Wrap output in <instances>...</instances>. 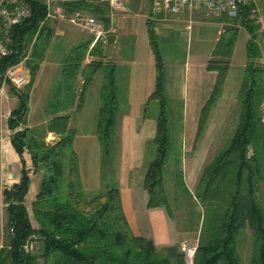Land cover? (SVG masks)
<instances>
[{"label": "trees", "instance_id": "1", "mask_svg": "<svg viewBox=\"0 0 264 264\" xmlns=\"http://www.w3.org/2000/svg\"><path fill=\"white\" fill-rule=\"evenodd\" d=\"M30 3L32 14L14 28V52L2 60L1 68L4 72L29 54L26 63L31 79L24 88L14 89L17 104L8 118L11 142L23 168L20 181L3 188L6 220L0 264H187L186 252H176L174 247L162 252L152 238L133 231L118 186H108L91 197L86 194L74 148L77 131L71 126V119L82 109L88 87L102 72L96 132L102 155L112 152L120 100L118 67L113 56L104 53L106 39L94 45V37L85 39L69 49L44 108L50 117L44 123L29 126L31 88L41 62L55 45V30L47 18L46 5L41 0ZM262 6L264 11V0ZM67 7L94 12L110 32L108 2L76 0ZM255 7L250 2L242 5L236 16L220 15L219 20L225 24L207 62V69L216 71L217 78L200 112L195 146L223 94L239 26L248 30V60L237 95L238 119L231 137L204 165L194 191L176 158L175 177L180 193L191 201V206L200 203L203 207L198 225L190 229L199 232L193 264H241L239 243L246 230L251 242L250 264H264V205L259 197L260 188H264V65L258 40L261 23L254 16ZM147 25L156 58V87L149 100H158L160 111L152 140L154 156L148 162L143 186L148 193L147 206L164 207L170 215L171 201L165 183L172 151L166 66L155 26L150 20ZM87 55L95 58L85 63ZM80 77L83 83L79 89ZM50 132L57 137L47 140ZM25 152L31 156V167ZM37 171H41L42 181L32 203V218L25 200L31 173ZM32 240L40 243L38 251L33 250Z\"/></svg>", "mask_w": 264, "mask_h": 264}, {"label": "crops", "instance_id": "2", "mask_svg": "<svg viewBox=\"0 0 264 264\" xmlns=\"http://www.w3.org/2000/svg\"><path fill=\"white\" fill-rule=\"evenodd\" d=\"M127 1L125 0V2ZM134 1L130 0V2L125 4V12L113 9L116 13L111 12V26L108 30L110 32L107 33H115L117 35L114 44L113 61L117 64L118 68L120 66L128 67L127 93L129 109H126L118 117V120L124 119L123 121L132 125L139 124V119L141 122L147 120L145 111L151 101L149 100L150 95L156 87V58L151 47L147 25V21H151L152 19L157 38H162L158 44L166 66V87L172 89L180 84L188 88L189 94H194L197 97L193 103L197 112L195 115L197 132V122H199L201 109L211 95L217 78L216 71L207 69V62L212 57L213 50L220 38L225 22L219 20L220 15L209 14L202 8L186 9L180 13L172 14L155 10L152 3V9L150 8L145 12L140 10V1ZM127 10L128 12H126ZM239 27V35L231 57V67L224 91L229 83L233 68L241 67L244 69L248 60L247 43L250 34L245 27ZM186 30L188 31L189 44L193 45V48L188 52L189 59L185 61V66L180 69L181 74L179 79L177 77L179 68L173 67L175 63L172 60L175 57L176 50L173 46L161 42L166 37H170L173 31H182L185 34ZM263 31L264 26L261 25L260 32L262 33ZM55 34L61 38V44L55 47L51 46L47 57L39 66L30 92L29 126L44 123L50 117L44 112V108L55 79H57L61 72L64 55L74 44L94 37L89 30L82 27L78 28L77 26L58 28ZM94 58L92 55H87L85 63L90 62ZM101 77H103V73L99 72L87 89L82 109L74 114L71 119V126L75 127L77 131L74 139V148L79 156L80 172L86 192L102 189V148L96 132L97 116L101 104L99 95L101 84L98 82L96 84V79H101ZM82 83L83 79L80 77L79 89ZM202 95L203 97L201 98L200 96ZM191 103L189 102V105ZM16 104V95H13L12 91L5 86L0 91V248L4 243V225L6 220L3 188L19 182L23 168L21 158L11 142L12 129L8 124V118ZM199 104H202L201 107ZM140 112H143V114ZM86 123H92L93 130L79 131L78 126L82 127ZM56 137L54 133L50 132L47 140H52ZM137 140L139 142L144 141L143 138H136L135 141ZM129 141L132 143L134 139L125 140V143H129ZM141 153L143 157V150ZM24 155L27 165L31 167L30 154L25 152ZM135 166V162H132L131 169ZM130 174L131 170L126 174L120 170L119 180L121 183L119 188L123 207L133 231L136 234L152 238L157 247L171 244L174 232L170 226L168 211L164 207H148V199L144 200L143 206L141 205V210L139 211L136 207L134 184ZM195 175L191 179L193 186H196L198 182V176L197 174ZM41 181V171L31 173V185L25 200L28 209L29 204L32 206L36 194L40 189Z\"/></svg>", "mask_w": 264, "mask_h": 264}, {"label": "rangeland", "instance_id": "3", "mask_svg": "<svg viewBox=\"0 0 264 264\" xmlns=\"http://www.w3.org/2000/svg\"><path fill=\"white\" fill-rule=\"evenodd\" d=\"M139 1L141 3L139 7L142 11L147 12V10L152 6V0ZM127 2H130V0H128ZM127 2H125L124 0V5ZM134 2H137V0H135ZM254 3L256 4L254 16L261 23V25L264 26V11L262 0H256ZM82 11L100 20L98 15L94 12L88 9H82ZM119 11L125 12V9H121ZM111 12L116 13V11L112 8ZM126 12H128V10ZM208 13L214 15L213 13ZM50 23L54 27L55 31L58 28H64L66 26H77L78 28H81L66 19L64 20L59 18H51ZM161 39L162 38H158V42H160ZM258 40L263 53L261 63L264 65V31L262 33L260 32ZM54 43L55 45H53L52 47L61 44V38L59 36H56V34ZM161 43H167V45L173 46L175 48V57L172 60L175 63L173 64V67L179 68L177 76L179 78L181 74L180 69L185 66V61L189 59L188 52L193 48V45L189 44L188 41V31L186 30L185 34L182 31H173L171 33V36L166 37ZM168 72L170 71L168 70ZM243 74V68H233L229 83L226 86L225 91H223L222 96L217 101L215 107L213 108L202 139L196 146L194 142V135L197 128L195 118L197 112L193 103L197 97L194 94H189L188 88L180 84L177 87H173L172 89L166 87L172 151L171 159L166 166L165 183L167 193L171 201L172 213L169 215V220L171 229L174 232V238L171 244L166 246H158V249L162 252H164L167 247H174L176 252H186L187 259L189 258V255H192V258L194 257L193 255L198 243L199 232L197 230L190 229L193 227L195 229L198 225V214L203 211V207L200 203H196L191 206V201L186 196L180 193L175 177L177 168L176 158L180 159V167H182V169L184 170L185 180L189 188L194 191L196 186H193L192 184V176L197 174L199 178L204 165L215 156L218 150L229 140L234 131L238 119L237 95ZM127 75L128 67L120 66L117 71L120 100L118 117L126 109H129ZM102 81L103 77H101V79H96V84L100 83L102 85ZM6 86L12 91L13 95H15V88L9 84ZM200 97L202 98L203 95ZM189 102L192 103L189 105ZM159 111L160 102L153 99L150 101L145 111L147 115L146 121L142 120L143 122H141L139 119V124L132 125L127 123L126 121H123L124 119H117L113 150L110 154H104L101 156L102 189L98 191L86 192L89 197L105 191L108 186L120 187V170H122V173L124 174L129 173L131 170L130 176L134 184L133 187L134 197L136 199V207L137 209H139V211L141 210V205L143 204L144 200L148 199L147 190L143 186V179L148 162L154 156L155 147L152 143V139L155 136L156 120ZM140 113L143 114V112ZM78 129L79 131H90L93 130V126L92 123H86L82 127L78 126ZM136 138H143L144 141H135ZM129 139H134V142L131 143L129 141V143H125V140L127 141ZM131 147L132 149H130ZM142 150L144 152L143 157L141 155ZM134 156L138 157L135 158ZM132 162H135L136 164L133 169H131ZM259 197L264 205L263 187H261L259 190ZM29 205V212L33 218L32 206L31 204ZM192 210H195V212L197 213L193 214L191 212ZM35 225H37L36 222ZM32 243L34 244L33 250L38 251L40 243L34 240H32ZM238 253L241 257V264H250L251 242L249 237V230H246L245 237L240 240Z\"/></svg>", "mask_w": 264, "mask_h": 264}, {"label": "built area", "instance_id": "4", "mask_svg": "<svg viewBox=\"0 0 264 264\" xmlns=\"http://www.w3.org/2000/svg\"><path fill=\"white\" fill-rule=\"evenodd\" d=\"M47 7V18L66 19L84 29L89 30L94 40V45L98 40L106 39L107 30L102 21L94 16L84 13L80 9L69 10L68 3L76 0H41ZM108 2L112 9H124V0H99ZM256 0H152L153 8L157 11H164L172 14L180 13L186 9L202 8L206 11L221 15L228 14L236 16L242 5ZM32 14L30 0H0V80L2 84L0 91L6 85H11L15 89L24 88L31 79V71L27 66V54L21 60L9 65L2 72V60L14 52L13 30L16 25L29 18ZM195 252V251H194ZM188 264H192V255L187 259Z\"/></svg>", "mask_w": 264, "mask_h": 264}, {"label": "water", "instance_id": "5", "mask_svg": "<svg viewBox=\"0 0 264 264\" xmlns=\"http://www.w3.org/2000/svg\"><path fill=\"white\" fill-rule=\"evenodd\" d=\"M116 39H117V35L115 33L107 34V36H106V45L104 47V53H105L106 56H108V57H112L113 56V51H114V47H115L114 44H115ZM192 264H193V258H192Z\"/></svg>", "mask_w": 264, "mask_h": 264}]
</instances>
